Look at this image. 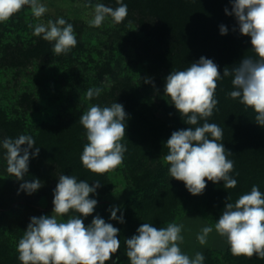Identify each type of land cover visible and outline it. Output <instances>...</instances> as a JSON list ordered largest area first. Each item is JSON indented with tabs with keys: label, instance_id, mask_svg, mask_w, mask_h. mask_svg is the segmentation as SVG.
Here are the masks:
<instances>
[{
	"label": "trees",
	"instance_id": "1",
	"mask_svg": "<svg viewBox=\"0 0 264 264\" xmlns=\"http://www.w3.org/2000/svg\"><path fill=\"white\" fill-rule=\"evenodd\" d=\"M79 1L88 3L79 13L82 19L80 16L94 10L98 3L112 8L119 6L117 0ZM122 3L127 5L128 15L119 24L110 16L100 27L90 26L89 20L60 17L73 25L77 39V45L67 54L56 55L54 42L33 35L36 24L46 25L48 20L58 19L51 14L40 18L32 14L13 16L0 22V264H21L18 242L31 217L53 209V192L60 175L75 176L90 186L99 181L98 196L109 183L111 172L92 173L80 160L88 141L79 118L92 105L110 107L116 102L123 105L127 114L126 135L121 141L127 151L123 164L114 171L124 173L132 182L134 196L121 211L132 231L137 233L143 223L160 228L175 222L183 201L204 204L218 220L227 197L228 202L234 203L249 193L253 185L264 193V126L256 123L253 109L228 95L234 90L231 75L217 82L218 104L207 122L223 130V140L219 142L232 153L228 157L234 162L230 176L237 180L236 187L225 189L223 181L206 180L203 193L194 196L182 181L170 176V165L164 160L169 151L166 142L172 132L205 122L201 119L198 125L186 124V117L171 104L164 93L170 72L186 70L205 57L218 65L223 76L225 67L231 70L244 57L258 58L251 49L250 37L240 34L235 16L225 13V9L232 11L231 0H122ZM221 25L227 27L226 35H221ZM146 79L152 83H145ZM89 88H100L101 94L89 100L86 97ZM20 135L34 139L30 153L40 148L38 156L30 155L24 177L29 182L39 179L43 184L31 195L18 192L24 180H17L7 172L3 141L15 140ZM42 200L46 208L41 205ZM96 208L92 215L80 218L87 226L99 215L118 228L120 249L113 255L112 263L130 264L124 250L123 225L110 219L111 207L107 204ZM68 215L79 213L70 210ZM210 255L208 251L205 264H220ZM225 257L234 264H264V259L256 255L234 256L230 245Z\"/></svg>",
	"mask_w": 264,
	"mask_h": 264
},
{
	"label": "clouds",
	"instance_id": "2",
	"mask_svg": "<svg viewBox=\"0 0 264 264\" xmlns=\"http://www.w3.org/2000/svg\"><path fill=\"white\" fill-rule=\"evenodd\" d=\"M232 11L225 9L227 15H234L241 35L249 36L257 59L244 57L235 67H225L223 76L213 60L201 57L186 70L172 71L166 77L164 93L170 97L171 104L186 117L189 127L172 132L166 142L168 154L165 162L172 178L182 181L192 195H200L206 188V180L213 183L223 181L225 189H233L237 180L230 176L234 162L228 157L231 151L225 149L223 130L207 119L213 115L218 100L215 98L217 82L226 76H233L234 90L228 95L239 98L241 104L257 114L256 123L264 126V0H231ZM118 7L112 8L98 3L94 6V18L90 26L100 27L110 16L117 24L128 15L127 5L117 0ZM29 7L34 17L40 18L47 8L39 0H0V22H6L15 14ZM33 27V25H29ZM235 30V29H234ZM226 26H220L221 35H226ZM33 35L45 41L54 42L56 55L67 54L77 45L74 27L64 18L47 24H36ZM145 83H152L146 79ZM100 88H89L87 99L98 97ZM127 114L122 104L113 103L110 107L92 105L84 112L79 122L86 130L88 143L84 145L80 160L92 173L105 174L123 164L127 148L121 143L126 135ZM211 137V138H209ZM26 145V147H21ZM35 145L29 135H20L15 140L3 141L6 149L7 172L17 180H24L28 173L30 155L38 156L40 148L34 152ZM239 175V173H237ZM43 186L39 179L24 180L19 191L31 195ZM100 182L92 186L85 180L78 181L75 176L60 175L54 189L53 211L51 215L33 216L24 235L17 245L21 264H106L120 249V230L106 223L99 215L93 217L90 225H85L80 216L92 215L97 200L90 198L96 194ZM225 203L222 214L216 220L215 231L226 237L234 256L252 258L256 255L264 259V193L253 185L249 193L241 195L234 203ZM70 210L79 213L69 216L67 221L58 217L67 215ZM118 208L110 209V219L124 223L123 215L117 216ZM182 224L169 223L156 228L151 223H143L137 234L125 239L126 255L130 264H203L204 255L200 252L194 258L181 251L184 241L181 235ZM213 231L205 226L197 235L201 245Z\"/></svg>",
	"mask_w": 264,
	"mask_h": 264
},
{
	"label": "rangeland",
	"instance_id": "3",
	"mask_svg": "<svg viewBox=\"0 0 264 264\" xmlns=\"http://www.w3.org/2000/svg\"><path fill=\"white\" fill-rule=\"evenodd\" d=\"M39 2L46 6L47 12L45 14H51L55 18H60L63 16H68L70 19L75 20L78 19L79 13H82V7H86L87 2L83 3L79 0H39ZM79 8V9H78ZM94 8V7H93ZM90 12H94V10L86 11L85 15H82L79 19L91 21L94 17ZM32 14L29 7L25 6V8L15 14L14 16H28ZM138 30L139 27H136ZM134 33L138 34L137 31ZM108 84V82H107ZM37 88V87H35ZM33 88V89H35ZM37 92V90H36ZM157 115L162 116V111H157ZM109 183L102 190L101 196H94L90 194V198L97 200V206L100 207L105 204L110 206L111 208L120 209L117 211V216H121V211L124 205L134 196V189L132 186V182L128 179L124 173L120 171H113L109 174ZM2 179L0 178V188L2 187ZM43 202V203H42ZM41 205L43 208H46V203L41 201ZM95 207L94 212H96L97 208ZM177 217L175 219L176 224H182L183 229L181 235L184 237L183 243L180 245L181 251L188 255L190 258H194L197 252H200L206 256L207 252H211L212 255L210 257L216 262L220 264H234L230 260H227L225 257L226 250L229 246L227 243L226 237H221L214 228L217 218L214 216L212 211H210L204 204H197L196 202H190L187 200L183 201L177 209ZM52 210H48L47 213L43 215H51ZM69 216L72 215H64L62 217H58V220L67 221ZM125 232V239L131 238L133 235L137 233L130 229L127 221L124 220V223H121ZM167 224L162 227H166ZM205 226H212L213 231L207 237V243L205 245H201L197 240V235L201 232V229ZM125 239L123 240L125 243ZM126 247V244H125ZM127 251V248L124 249ZM126 255V252H125ZM114 257L109 261L110 264H113ZM205 264V259L203 261Z\"/></svg>",
	"mask_w": 264,
	"mask_h": 264
}]
</instances>
